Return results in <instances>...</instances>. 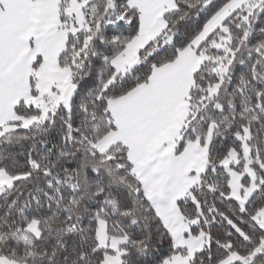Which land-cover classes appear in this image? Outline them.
I'll list each match as a JSON object with an SVG mask.
<instances>
[{
	"label": "snow or ice",
	"instance_id": "obj_1",
	"mask_svg": "<svg viewBox=\"0 0 264 264\" xmlns=\"http://www.w3.org/2000/svg\"><path fill=\"white\" fill-rule=\"evenodd\" d=\"M0 264H264V0H0Z\"/></svg>",
	"mask_w": 264,
	"mask_h": 264
}]
</instances>
